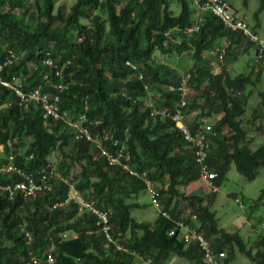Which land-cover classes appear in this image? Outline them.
<instances>
[{"label": "trees", "instance_id": "obj_1", "mask_svg": "<svg viewBox=\"0 0 264 264\" xmlns=\"http://www.w3.org/2000/svg\"><path fill=\"white\" fill-rule=\"evenodd\" d=\"M25 1L0 0V62L11 55L10 63L0 70V79L16 77L23 90L38 84L50 90L43 74H48L51 85L59 80L54 70L40 63L47 51L63 82H67L59 96V110L66 111L72 120L84 115L91 133L106 131L118 139L127 155L126 163L145 172L146 179L158 188L159 209L170 217L156 214L152 221H138L130 216V209L140 205L127 200L144 189L143 180L129 176L118 165H109L90 142L75 141L74 130L62 120L44 118L38 106L18 107L13 91L0 84V104L11 101L0 109V164L11 154L14 165L34 173L56 151V171L96 209L109 211L111 236L127 250L114 249L96 229L92 214L77 213L73 201L64 202L66 184L55 179L49 191L37 192L33 197L17 192L8 198L0 189V264H22L49 249L53 264H135L138 257L151 264H166L173 257L201 264L196 242L185 241L173 225L178 218L196 227L213 250L225 252L222 264H229L234 250L253 264H264L262 233L252 253L236 232L217 226L210 210L214 191L184 195L179 189L198 180L197 167L173 122L168 117L149 115L151 107L143 103L149 95H157L152 106L173 113L179 99L174 87L180 73L155 61L152 52L190 51L193 61L184 72L189 74L187 84L194 94L182 110L191 132L204 124L217 132L208 137L205 159L216 175L211 184L218 186L231 163L245 180L254 179L258 168H264V142L252 150L240 119L244 89L255 85L263 69L253 60V43L241 31L225 29L211 14L203 16L198 31L190 37L174 30L191 24V0H176L177 15L169 8L170 0H74L64 14L61 7H54V0ZM259 2L262 7L263 0ZM234 16L244 21L235 12ZM81 19L88 22L82 23ZM244 23L255 34L254 27ZM167 31L169 38L164 36ZM174 36L179 37V43L172 41ZM222 39L223 46L214 50L219 71L213 72L203 52L213 50ZM250 46L251 69L230 76L225 64ZM125 61L136 69L125 65ZM168 86L172 90L166 89ZM257 96L259 106L252 109V120L259 108H264V90L257 91ZM215 114L216 124L211 125L210 118ZM221 127H227L228 133H221ZM263 128L264 121L256 126L257 130ZM106 149L113 152L114 147L107 144ZM20 179L13 172H2L0 186ZM260 194L264 196V188ZM179 199L185 201L188 212L179 207ZM191 215L194 220H190ZM21 229L29 234V241ZM172 229L174 233L169 234ZM69 232L77 236L70 238Z\"/></svg>", "mask_w": 264, "mask_h": 264}, {"label": "built area", "instance_id": "obj_2", "mask_svg": "<svg viewBox=\"0 0 264 264\" xmlns=\"http://www.w3.org/2000/svg\"><path fill=\"white\" fill-rule=\"evenodd\" d=\"M191 5L194 8L191 24L182 28H174V30H179V32L184 36L190 37L198 31L199 24L205 14L214 15L219 18L225 29L233 31L239 30L241 31V34L249 40V42L253 43V60L258 63L260 67L264 68V39L258 38L248 29L244 21L234 16V12L231 10L227 0H191ZM164 36L169 38L168 31L164 32ZM172 41L179 43L180 39L178 36H174ZM10 59L11 55L4 57L3 61L0 62V70L2 66L10 63ZM40 63L43 66L54 70L53 74L58 77L57 79L59 81L56 84L51 85L49 83L50 78L46 73L43 74L42 79L47 81L46 84H49L48 86L51 87L50 90H45L43 88V84H38L34 87L23 90L20 81L16 77L11 78V80L0 79L1 85L6 86L8 89L13 91L15 96L13 100L14 103L21 108H26L30 104L38 106L41 109L44 118L50 119L51 121L62 120L66 125L70 126L74 130L73 139L75 141L84 139L90 142L94 148L98 150L99 154L106 159L109 165H118L122 170L126 171L129 176L143 180L144 190L149 197L150 204L157 208V214H160L165 218H169L170 216L167 211L159 209L158 199L160 198V194L158 188L154 186L150 180L146 179L145 172H138L129 167L126 163L127 155L123 154V144L119 143L118 139H115L106 131H95L91 133L85 124L84 115H80L78 118L72 120L67 117L66 111L59 110V96L61 91L66 87L67 82H63L60 71L55 68L54 61L50 58L47 51L42 57ZM124 64L133 70L136 69L135 65L129 63L128 61H125ZM136 77L139 79L141 77L140 73H137ZM188 78L189 74L187 72H182L179 75V81L174 87V89L179 92V99L173 107V113L169 114V112H167L164 108L153 107V102L149 99V97L146 99L145 103L148 107H151L148 112L149 115H157L162 118L168 117L173 122L174 126L181 134L185 148H187L191 153V157L197 167L198 180L210 191H215V187L211 184V179L216 175L215 172L210 170L208 165L205 163V159L209 150L208 137L215 136L216 133L211 129L209 124L200 125L198 129L193 132H191L186 124V118L182 108L185 106L187 101V89L189 88L187 84ZM166 89L172 90V87L168 86ZM10 103V100L3 102L0 104V109L9 106ZM107 144L114 147L113 152H109L106 149ZM5 145L9 146L8 142H6ZM2 150L3 145L0 144V151ZM12 157L13 156L11 154H7L6 162L0 164V173L13 172L21 177L18 181H12L0 186V189L6 192L8 198H12L17 192H19L23 197H33L37 192L43 190L49 191L53 180H63L62 176L54 168V165H51L49 161L44 167H40L34 173H31L14 165L12 163ZM65 184L66 195L64 202L73 201L76 204L77 213H82L84 211L92 214L96 229L103 234L104 238L108 242L112 243L114 249L127 251L126 249H123L124 247H122L121 244L113 240L111 236V225L108 220L109 211L96 209L92 202H88L82 197L80 191L75 188L72 182H65ZM234 202L238 204L239 200L234 198ZM55 205L57 204H54V206ZM194 219L195 216L191 215L190 220ZM173 225L176 226L181 238L185 241L196 242L201 251V264H222L225 252L223 250H213L209 240L204 238L202 234L196 230V227H192L189 223L184 222L179 218L173 220ZM262 231V234L264 235V227ZM21 232L27 237V241H29V234L24 232L23 229H21ZM173 233V229L169 231V234ZM67 236L75 238L77 234L69 232ZM49 250H45L37 256L32 255L22 264H53L54 257ZM128 252L134 255L133 251ZM138 261L139 262L137 264H151L148 260L140 257H138Z\"/></svg>", "mask_w": 264, "mask_h": 264}, {"label": "rangeland", "instance_id": "obj_3", "mask_svg": "<svg viewBox=\"0 0 264 264\" xmlns=\"http://www.w3.org/2000/svg\"><path fill=\"white\" fill-rule=\"evenodd\" d=\"M29 1L25 2L28 4ZM54 7H61V12L64 14L68 11L74 0H54ZM230 8L235 14L242 18L249 27H254L255 35L264 39V4L260 7L259 0H246L245 4L242 0H228ZM264 2V0H263ZM169 8L172 10L173 15H177L179 12V2L176 0L169 1ZM255 16L257 18H255ZM104 18V15H102ZM82 23H87L86 19H81ZM225 40H219L212 47L210 52H203V58L207 60L211 65L213 72L219 71L218 58L215 56L214 50L217 47H222ZM253 56L252 47H248L246 51L236 54V58L225 64V68L230 74L234 76L238 73L246 74L251 69V58ZM152 58L155 61L162 62L170 67L184 72L192 64V57L190 51H185L180 54L167 53L162 54L157 50L152 52ZM254 75H252L253 77ZM164 89V88H163ZM264 90V68L258 75V80L255 85H247L243 92L242 107L243 114L240 115L242 128L246 131L248 137V145L253 150L264 142V128L257 130L256 126L262 125L264 121V108L261 107L251 119V112L253 108L259 106V97L257 91ZM191 88L187 89V101L193 95ZM157 95H149V99L152 102H156ZM146 101V100H145ZM145 104V102H143ZM195 113L188 116V120L193 118ZM215 114L210 118V124L215 125ZM216 132V131H215ZM221 133H228L227 127H221ZM217 133V132H216ZM22 149V148H21ZM57 153L54 151L48 158L51 165H54L57 160ZM264 188V168H258L256 176L252 180H245L235 169L233 163L228 167L224 178L217 186V192H215L214 200L210 205V210L214 213V217L217 221V226L222 228L226 232H236L242 239L245 247L250 249L253 253L257 247L255 244L256 239L263 232L264 227V196H262L261 190ZM179 189L186 195V193H207V189L201 184L199 180L195 182H189L179 187ZM203 190L204 193H203ZM201 195V196H202ZM234 198L239 200V203L234 202ZM127 202H136L140 206L138 208L130 209V216L138 221H152L156 214L157 208L150 204L149 197L145 193V190H140L133 196H131ZM185 201L179 199V207L183 209V212H188L187 207L184 205ZM137 260V259H136ZM135 264L137 262L135 261ZM166 264H189L183 258L174 257L173 261H167ZM229 264H253L243 254L234 251V256Z\"/></svg>", "mask_w": 264, "mask_h": 264}, {"label": "crops", "instance_id": "obj_4", "mask_svg": "<svg viewBox=\"0 0 264 264\" xmlns=\"http://www.w3.org/2000/svg\"><path fill=\"white\" fill-rule=\"evenodd\" d=\"M205 188H206V187H205ZM206 189H207V188H206ZM207 190H208V189H207ZM204 191H205V190H203V193H204ZM214 192H217V186L215 187V191H214ZM234 251H235V250H234ZM173 259H174V257L170 260V262L173 261Z\"/></svg>", "mask_w": 264, "mask_h": 264}, {"label": "clouds", "instance_id": "obj_5", "mask_svg": "<svg viewBox=\"0 0 264 264\" xmlns=\"http://www.w3.org/2000/svg\"><path fill=\"white\" fill-rule=\"evenodd\" d=\"M191 3V2H190ZM192 6V5H191ZM192 8H193V6H192ZM193 12H194V8H193ZM193 12H192V19H193ZM234 12V11H233ZM144 190V189H143ZM235 249V248H234ZM139 262V261H138Z\"/></svg>", "mask_w": 264, "mask_h": 264}]
</instances>
